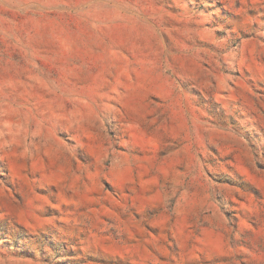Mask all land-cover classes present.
Instances as JSON below:
<instances>
[{
  "label": "rangeland",
  "instance_id": "1",
  "mask_svg": "<svg viewBox=\"0 0 264 264\" xmlns=\"http://www.w3.org/2000/svg\"><path fill=\"white\" fill-rule=\"evenodd\" d=\"M0 264H264V0H0Z\"/></svg>",
  "mask_w": 264,
  "mask_h": 264
}]
</instances>
